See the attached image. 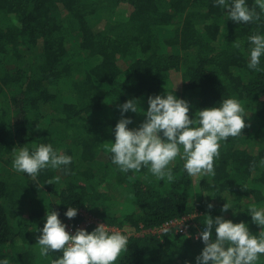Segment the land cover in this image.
Masks as SVG:
<instances>
[{"label": "trees", "instance_id": "trees-1", "mask_svg": "<svg viewBox=\"0 0 264 264\" xmlns=\"http://www.w3.org/2000/svg\"><path fill=\"white\" fill-rule=\"evenodd\" d=\"M248 7L261 18L241 25L213 0H0V259L51 264L62 255L42 257L36 245L51 207L65 224L86 213L126 231L129 246L116 264H194L204 215H221L224 203L244 210L225 219L261 231L246 213L264 207V71L248 69L247 38L264 34V13L256 0ZM175 89L190 117L239 99L248 126L222 143L215 176L189 177L179 157L171 183L146 168L120 172L107 151L119 106L138 99L147 111L148 96ZM138 114H126L129 127L143 122ZM33 143L71 155L72 174L47 169L33 181L13 171L12 150ZM69 206L78 208L72 220L64 216ZM196 212L188 234L143 233Z\"/></svg>", "mask_w": 264, "mask_h": 264}, {"label": "clouds", "instance_id": "clouds-1", "mask_svg": "<svg viewBox=\"0 0 264 264\" xmlns=\"http://www.w3.org/2000/svg\"><path fill=\"white\" fill-rule=\"evenodd\" d=\"M213 6L224 11L227 21L241 25L259 21L261 14L255 8L249 9L248 0H213ZM256 7L264 13V0H256ZM233 47L240 49L241 42L235 40ZM247 67L253 71L261 69L264 58V34L257 31L247 38ZM177 88V87H176ZM147 111L141 101L130 99L119 106L120 119L111 130L114 142H109L107 151L111 162L122 173L140 172L147 169L157 180L173 182L175 177L171 165L177 157L183 161V169L189 177L215 176L214 161L220 155L222 143L241 136L248 126L245 107L235 97L223 99L216 105L196 111L189 116L190 104L174 94L165 92L147 97ZM143 112L144 120L137 127H129L133 119L127 113ZM139 115V114H138ZM12 169L33 181L47 169L71 175L73 157L54 148L51 143H33L31 147L21 146L12 150ZM264 166V160L261 161ZM60 176L55 177L59 182ZM46 184H53L52 181ZM210 197V196H207ZM212 198V197H211ZM215 199V198H212ZM210 213L215 205H206ZM232 210L235 217L242 209L233 210L224 203L221 215L213 218L205 214L203 231L194 237L203 248L195 257L194 264H259L264 257V207L251 205L247 215L251 223L261 229L257 235L249 230V224L234 223L224 218L223 213ZM78 215V208L69 206L64 216L72 220ZM58 211L46 210L43 227L36 237L42 257H51L52 252L62 255L51 264H116L121 253L127 252L129 236L124 230H115L106 223H100L91 232L75 229L70 233L68 225L59 218ZM0 264H10L7 258Z\"/></svg>", "mask_w": 264, "mask_h": 264}, {"label": "built area", "instance_id": "built-area-1", "mask_svg": "<svg viewBox=\"0 0 264 264\" xmlns=\"http://www.w3.org/2000/svg\"><path fill=\"white\" fill-rule=\"evenodd\" d=\"M202 212H196V213H192L180 218H175V219H171L168 220L166 222H164L162 225H160L159 227L150 230V231H144L145 232H151L154 235H158L161 236L162 234L166 233L167 231H174L176 234H181V235H185L188 234L189 232V228L190 226L193 224L194 220L198 217L201 216ZM100 223H104L102 220L92 217L86 213L83 214V220L76 226H72L70 224H66L69 226V228L67 229L70 233H74L75 229L78 228H82V229H86L88 230H94L98 224ZM111 229H115V230H120L116 227H110ZM204 229L201 228L199 229L198 232L203 231ZM198 232L195 234V236L198 234ZM195 240H198L195 238ZM199 241V240H198Z\"/></svg>", "mask_w": 264, "mask_h": 264}]
</instances>
